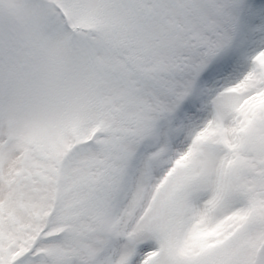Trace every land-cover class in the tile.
I'll return each mask as SVG.
<instances>
[{
  "label": "snow or ice",
  "instance_id": "1",
  "mask_svg": "<svg viewBox=\"0 0 264 264\" xmlns=\"http://www.w3.org/2000/svg\"><path fill=\"white\" fill-rule=\"evenodd\" d=\"M0 264H264V0H0Z\"/></svg>",
  "mask_w": 264,
  "mask_h": 264
}]
</instances>
